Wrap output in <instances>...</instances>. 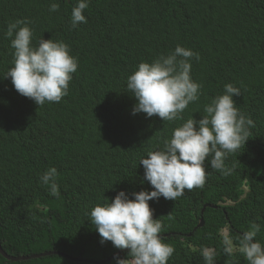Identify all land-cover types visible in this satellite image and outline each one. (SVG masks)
<instances>
[{"label": "trees", "instance_id": "16d2710c", "mask_svg": "<svg viewBox=\"0 0 264 264\" xmlns=\"http://www.w3.org/2000/svg\"><path fill=\"white\" fill-rule=\"evenodd\" d=\"M52 3L58 11H49ZM76 4L0 0V243L12 255L68 254L12 261L0 252V264H116L115 256L127 257L128 250L119 255L123 249L100 242L91 209L120 190L145 188L141 158L162 149L189 118L201 119L227 83L241 89L233 99L255 125L226 158L231 172L212 169L209 158L202 189L149 205L162 222L160 235L170 234L163 241L175 249L167 264H205L204 248L215 250V264H248L236 250L240 236L256 225L254 239L264 244V0H89L87 23L73 28ZM25 18L34 44L63 41L78 58L68 95L58 103L38 107L4 77L14 60L7 26ZM177 45L199 53L191 61V77L202 84L199 99L178 121L133 115L128 76ZM51 167L58 170L59 197L39 179ZM207 203L217 206L202 214ZM202 216L204 226L195 229ZM226 235L231 255L223 250Z\"/></svg>", "mask_w": 264, "mask_h": 264}, {"label": "clouds", "instance_id": "9594fccd", "mask_svg": "<svg viewBox=\"0 0 264 264\" xmlns=\"http://www.w3.org/2000/svg\"><path fill=\"white\" fill-rule=\"evenodd\" d=\"M88 7L89 0H77L71 13V27L87 23L84 11ZM58 10V3L50 5V12ZM30 23L25 18L7 26L5 36L11 38L14 60L4 77H10L16 91L32 99L38 107L46 102L58 103L68 95L69 83L78 69V58L71 55L69 45L63 41L41 38L38 44H34ZM193 58L199 60V53L177 45L166 56L161 55L151 63L141 62L126 82L127 92L136 99L132 114L143 112L149 118L158 116L170 122L182 120L181 114L191 102L199 99L202 87L191 77ZM240 94L239 87L225 84L224 94L205 105V115L201 119L189 118L174 129L170 139L166 138L162 149L151 151L147 158H141L145 188L120 190L109 202L91 209L90 222L98 231L100 242L111 241L115 248L123 249L118 251L119 255L128 250L127 257H114L116 264H167L175 249L163 241L162 236L170 234L160 235L163 225L154 218V209L149 201L160 197L175 201L186 190L202 189L207 178L205 162L209 158L212 169L224 175L231 172L225 165L226 158L246 144L250 128L255 126L254 121L236 106L233 96ZM116 114L120 116L122 111ZM57 177V168L51 167L39 178L42 184L49 186L50 194L55 197L60 195ZM209 206L217 205L209 203ZM200 222L195 229L204 226H199ZM258 232L259 227L253 225L238 240L236 250L243 254L248 264H264V244L254 239ZM223 242L224 252L233 254L232 240L226 235ZM45 252H52L49 255H68L57 250L33 254ZM201 254L205 264H215V250L204 248Z\"/></svg>", "mask_w": 264, "mask_h": 264}, {"label": "water", "instance_id": "95a60500", "mask_svg": "<svg viewBox=\"0 0 264 264\" xmlns=\"http://www.w3.org/2000/svg\"><path fill=\"white\" fill-rule=\"evenodd\" d=\"M209 206L208 204H205L204 207L202 208V213L205 212L206 208ZM215 206V205H214ZM205 224V220L204 217L201 218V222L199 224V226H202ZM0 252L8 259V260H13V261H18V260H27V259H33L36 257H40L43 255H49L52 252H45V253H41V254H28V255H19V256H15V255H10L3 247L2 244L0 243Z\"/></svg>", "mask_w": 264, "mask_h": 264}, {"label": "rangeland", "instance_id": "374dc122", "mask_svg": "<svg viewBox=\"0 0 264 264\" xmlns=\"http://www.w3.org/2000/svg\"><path fill=\"white\" fill-rule=\"evenodd\" d=\"M226 232H227V230H226Z\"/></svg>", "mask_w": 264, "mask_h": 264}]
</instances>
